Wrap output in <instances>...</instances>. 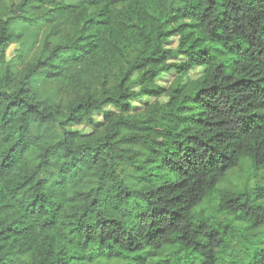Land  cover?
Here are the masks:
<instances>
[{
  "label": "trees",
  "instance_id": "16d2710c",
  "mask_svg": "<svg viewBox=\"0 0 264 264\" xmlns=\"http://www.w3.org/2000/svg\"><path fill=\"white\" fill-rule=\"evenodd\" d=\"M245 161L264 0H0V264H264L219 218L264 225V178L220 188Z\"/></svg>",
  "mask_w": 264,
  "mask_h": 264
},
{
  "label": "rangeland",
  "instance_id": "374dc122",
  "mask_svg": "<svg viewBox=\"0 0 264 264\" xmlns=\"http://www.w3.org/2000/svg\"><path fill=\"white\" fill-rule=\"evenodd\" d=\"M5 3L7 5H11L14 3H17L19 0H4ZM67 3H75L76 0H65ZM169 45L171 47H174L176 45V38H172V41L169 43ZM18 48V46L15 45H11L10 47H8L7 49V53H6V58L9 60L10 58H12V56H14L15 50ZM199 72V68H196L194 70H192L189 74V78H194L197 76ZM175 77V73L174 72H169V73H163L160 75L159 79H158V83L162 86H167L172 79ZM185 81V79H184ZM145 101V98L143 97H137L134 99V104L136 106H141V104ZM113 108L111 107H105V110H112ZM95 119L97 121L101 120L102 118V113H96L95 115ZM72 129L74 130H78L81 133H88L90 131V129L88 127L85 126H71ZM264 178V167L257 173V174H252L250 172V168H249V162L245 161L243 162L242 166L238 169L232 170L228 173L226 179L220 184V188L221 189H225V190H240L242 188H246V189H250L252 188L256 183H260L263 181ZM261 204L264 205V199H262L260 201ZM212 204H214V202H212ZM208 211H211V208H208ZM229 218V219H235V224H236V228H239L241 230H243L244 233H248L251 235V237L253 239L258 238L264 239V225H262L261 227L258 228H249V229H245L243 228V222L241 221L240 218L235 217L234 215H219V218ZM248 225H250V223H248ZM263 236V237H261Z\"/></svg>",
  "mask_w": 264,
  "mask_h": 264
}]
</instances>
